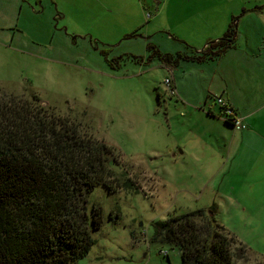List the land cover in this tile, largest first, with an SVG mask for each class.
<instances>
[{"label":"rangeland","instance_id":"1","mask_svg":"<svg viewBox=\"0 0 264 264\" xmlns=\"http://www.w3.org/2000/svg\"><path fill=\"white\" fill-rule=\"evenodd\" d=\"M37 2L0 0V95L35 96L50 113L89 127L114 151L119 164L109 157L111 171H127L136 187L97 186L87 196L89 217L100 207L102 225L76 264H182L175 246L153 241V223L213 206L234 239L232 264H264V0ZM223 21L238 35L248 31L256 46L244 53L235 40L232 66L222 64L215 79L227 68L233 98L255 101V117L244 121L235 111L240 135L212 105V90L203 99L217 64L204 76L203 64L189 69L179 99L165 92L167 64L156 54L174 48L168 54L192 58L195 46L202 51L224 36ZM234 133L244 144L229 151Z\"/></svg>","mask_w":264,"mask_h":264},{"label":"trees","instance_id":"2","mask_svg":"<svg viewBox=\"0 0 264 264\" xmlns=\"http://www.w3.org/2000/svg\"><path fill=\"white\" fill-rule=\"evenodd\" d=\"M234 42L231 24L192 58L156 54L167 65L208 60ZM113 154L89 127L50 113L35 96L0 95V264H76L86 257L94 245L91 234L102 225L100 207L93 206L89 217L87 196L97 186L109 193L136 190L127 171L116 175L109 168V157L119 164ZM213 210L154 222L153 241L175 246L182 264H232L234 239Z\"/></svg>","mask_w":264,"mask_h":264},{"label":"crops","instance_id":"3","mask_svg":"<svg viewBox=\"0 0 264 264\" xmlns=\"http://www.w3.org/2000/svg\"><path fill=\"white\" fill-rule=\"evenodd\" d=\"M231 24L233 25V22L231 23L229 21H225V22L223 21L221 24H219V27H221L220 31L223 32L226 30V32H227V29H229V26ZM233 28H234V32H235V40L241 46L242 52L250 53L249 51L252 50V48L256 50V46L251 45V43L249 42L248 35L246 34V32L248 33V31L239 32V35H238V32L236 31V28L234 25H233ZM240 38L242 39V41ZM192 45H197V44L194 43ZM234 46H233V48L232 47L228 48L223 54H221L219 57H216V58H211L208 60H204V59H202V60H199V59L198 60H179L175 64L171 63L170 65L163 66L164 69L167 71V74L165 77L171 78L172 85L176 91V95H174L173 97H179V99H180V96L184 97L182 89L180 88V84H181L182 80H186L187 79L186 77L190 76L192 74V72L189 69H192V71H193L194 66L198 65V67H199V66H201V64H203V76H204L207 74L206 71H207V68L210 67V65L215 66L217 64L215 66L216 69H214L212 71V74H213L212 78H209V81L207 83H203V88L206 87L203 91V99H206V98H204V93H206V91L212 90L217 96L223 97L224 99L225 98L228 99L233 104V107L235 108V111L237 112L238 116L243 118L244 121L255 117V115H254L255 101L252 102V101L248 100V102L245 101V103H241V102H237V99L233 98L234 94H236V92H235L236 87H235L234 81L231 82V80L229 78L231 72L229 70H227V68L224 71V73H221V75L219 76V79L215 85V79H216L217 73H219V70H218L219 67L221 66V70L225 69L224 66L222 65L224 63H227V67L232 66L231 63H232V60L234 59L235 55L231 54V52H237L240 49L239 46H237V47L235 46V48H234ZM196 47H199V46L197 45L194 47L197 51L196 52L197 55H199L202 51L203 52L205 51V49L207 48V44L204 45L202 51L198 50V48H196ZM173 51H175L174 48L172 50H170L169 52H167V54L173 53ZM228 56H230V58L226 61V58ZM229 62H231V63H229ZM188 70H189V72H188ZM227 74H229V76H227ZM214 87L217 89H214ZM211 88H213V89H211ZM218 93H220V94H218ZM262 94L264 95V86L262 88ZM158 97H160V96H158ZM206 102H207V100H205V103ZM212 105L216 106L214 104V101L212 102ZM245 108L252 109V110L249 113L248 111H245ZM208 110L209 111L207 113L209 114L210 117L213 118L215 115V112H212L213 107L211 105L209 106ZM250 127H253V126H250ZM231 128L234 132L238 133V131H240V130L234 129L233 127H231ZM238 135H240V134L238 133ZM238 135L235 136V133H234V136L231 139L230 144L228 146L229 151L232 149L231 147L233 145L235 146V148L232 150L235 151L236 148H241V146L244 144V142L238 140V138H239ZM249 139L251 140V137ZM204 156L206 157V155H204ZM229 167L230 168H228L226 170V173L230 172V170L232 168V163L229 164ZM224 172L225 171H223V173ZM221 218L222 217H220V220H221ZM221 221H223V220H221Z\"/></svg>","mask_w":264,"mask_h":264},{"label":"built area","instance_id":"4","mask_svg":"<svg viewBox=\"0 0 264 264\" xmlns=\"http://www.w3.org/2000/svg\"><path fill=\"white\" fill-rule=\"evenodd\" d=\"M163 84L165 86V92H167L171 97L176 95V91L172 85L171 78L167 77L164 78ZM214 104L222 110V113L226 117L225 121H228L231 126L236 130H243L245 129V126L242 125V122L240 121L239 117H237V114L234 110V108L231 106V104L226 101L223 97L216 96L214 97ZM162 256H166V252L161 253Z\"/></svg>","mask_w":264,"mask_h":264},{"label":"flooded vegetation","instance_id":"5","mask_svg":"<svg viewBox=\"0 0 264 264\" xmlns=\"http://www.w3.org/2000/svg\"><path fill=\"white\" fill-rule=\"evenodd\" d=\"M32 2L38 4L37 0H32ZM28 3H29V2H28ZM19 9H20V7H19Z\"/></svg>","mask_w":264,"mask_h":264}]
</instances>
